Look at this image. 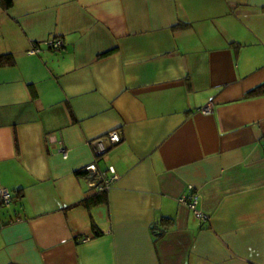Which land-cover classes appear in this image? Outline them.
<instances>
[{"label":"crops","instance_id":"crops-1","mask_svg":"<svg viewBox=\"0 0 264 264\" xmlns=\"http://www.w3.org/2000/svg\"><path fill=\"white\" fill-rule=\"evenodd\" d=\"M10 1L0 264H264V0Z\"/></svg>","mask_w":264,"mask_h":264},{"label":"built area","instance_id":"built-area-1","mask_svg":"<svg viewBox=\"0 0 264 264\" xmlns=\"http://www.w3.org/2000/svg\"><path fill=\"white\" fill-rule=\"evenodd\" d=\"M47 45H50L53 48H57L63 45V41L61 39L50 40L47 42ZM39 44L33 43L32 47L28 50V53L33 54L39 50ZM200 110L204 113L209 112L211 110V104L203 106ZM108 138L112 142H118L120 140V133L117 130H110L108 132ZM61 143V142H60ZM95 145L101 150H104L103 143L100 139L95 140ZM60 151L63 157H66L67 151L66 148L61 144ZM86 170L95 171L97 169L94 163H89L85 166ZM109 174L106 173H98L96 178L99 179V182H90L91 185L96 187L97 190H108L111 183L117 178V174L114 172L113 168L109 169ZM192 189V185L188 186ZM10 191L5 187H0V201L4 204H9L10 202ZM180 201L186 203L188 207L191 209L194 216L200 220H205L206 215L197 207L198 203V194L195 191H191L188 195H182L180 197Z\"/></svg>","mask_w":264,"mask_h":264},{"label":"trees","instance_id":"trees-1","mask_svg":"<svg viewBox=\"0 0 264 264\" xmlns=\"http://www.w3.org/2000/svg\"><path fill=\"white\" fill-rule=\"evenodd\" d=\"M4 1V5L9 6L10 5V0H0V2ZM2 56H11L10 54H2L0 55V57ZM107 190H96V192H94V194H92L91 196L87 197L84 201L87 204H94V203H98V202H102L105 200L106 198V192ZM160 234L162 232H159Z\"/></svg>","mask_w":264,"mask_h":264}]
</instances>
